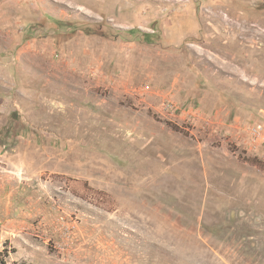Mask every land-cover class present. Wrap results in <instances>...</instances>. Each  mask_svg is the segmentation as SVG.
Here are the masks:
<instances>
[{"label":"rangeland","instance_id":"374dc122","mask_svg":"<svg viewBox=\"0 0 264 264\" xmlns=\"http://www.w3.org/2000/svg\"><path fill=\"white\" fill-rule=\"evenodd\" d=\"M1 259L264 264V0H0Z\"/></svg>","mask_w":264,"mask_h":264},{"label":"built area","instance_id":"2783aa9c","mask_svg":"<svg viewBox=\"0 0 264 264\" xmlns=\"http://www.w3.org/2000/svg\"><path fill=\"white\" fill-rule=\"evenodd\" d=\"M262 130H263V127L260 125V126H258V127H256L255 129H254V133H255V135H257V136H262Z\"/></svg>","mask_w":264,"mask_h":264},{"label":"trees","instance_id":"16d2710c","mask_svg":"<svg viewBox=\"0 0 264 264\" xmlns=\"http://www.w3.org/2000/svg\"><path fill=\"white\" fill-rule=\"evenodd\" d=\"M132 33H135L134 31H131ZM145 38L148 41V35L145 34ZM254 163H256V161H253ZM2 264H5V261L3 259H1Z\"/></svg>","mask_w":264,"mask_h":264}]
</instances>
